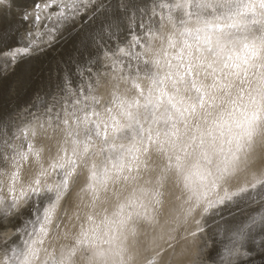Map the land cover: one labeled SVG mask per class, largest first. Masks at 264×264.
Masks as SVG:
<instances>
[{"label": "snow or ice", "instance_id": "snow-or-ice-1", "mask_svg": "<svg viewBox=\"0 0 264 264\" xmlns=\"http://www.w3.org/2000/svg\"><path fill=\"white\" fill-rule=\"evenodd\" d=\"M16 8L0 85L56 56L42 109L21 126L0 107V245L28 237L0 264H185L209 217L256 196L219 264L264 256V0H0V17Z\"/></svg>", "mask_w": 264, "mask_h": 264}, {"label": "bare ground", "instance_id": "bare-ground-1", "mask_svg": "<svg viewBox=\"0 0 264 264\" xmlns=\"http://www.w3.org/2000/svg\"><path fill=\"white\" fill-rule=\"evenodd\" d=\"M18 2L23 3L25 2V0H18ZM18 11H19V8H16L12 12L9 13L7 18L0 17V30L8 32L10 28H13V26L15 28L20 27L18 24H16L17 18L15 16V12H18ZM140 31H142V29ZM123 39H124L123 36H119L118 39H113L112 41L109 42V44L110 46L114 47L116 43H120V41H122ZM6 43L9 45L15 44V39L14 38L7 39ZM70 47L71 45H64L63 51L64 52L68 51ZM55 56H56V53L51 52L47 56H41L36 61H41V63L48 61L49 64L51 65L53 63V58ZM125 63L128 64L129 69H133V65L136 62L132 60L131 63H128V60L126 59ZM26 65L27 64H22L19 67L21 69H24ZM42 82L38 84V86H36V88L32 92V95H30V97L24 101L19 100V98L21 97L20 94L23 93L21 92L20 87L21 85L26 83V76H25V73H23V71H18L17 73L10 75L3 82V84L0 85V93L2 94V99H0V107H2L4 112L11 114V118L14 124H19L22 126L25 118L30 119V117L27 116L28 112L35 113L39 109H42L43 106L38 101L36 102V107H33V103L35 100V94H37L38 92L42 94ZM9 89L12 90L11 93H9L8 91ZM45 99H50V98L45 97ZM129 191L130 189L123 190L121 192L119 201L115 197L111 196V194H109L108 202L104 205L105 207H107L109 215L115 210L116 204L119 202H122L124 198L128 196ZM253 196H256V194L253 193ZM46 203L47 201H45L44 205L38 204L37 207H40L42 209L43 206H46ZM260 210L261 209H260L259 196H256L255 202H253L252 200L244 201L243 199H238V202L233 203L230 209H227L224 211L222 219L220 217H217L215 219H212L211 217H209L208 221L204 225L205 232L200 235V238L196 246L192 248V252L188 256L182 258L185 264H194V262L197 261V256L195 255V253H199L198 264H219L218 253L222 252L223 250L221 249L219 251L217 250L219 249V246L221 244L220 239L222 240L225 238V236L222 237V235L219 234V229H220L219 223H221V225L225 223L226 227L228 228V224L234 221H237V220H243L253 211L258 212ZM151 211L152 210L150 208L149 212L151 213ZM36 214L37 213L34 209L31 211L30 214L26 212L25 219L34 218ZM165 214H166V210H165ZM232 215L234 217H232ZM232 218L234 219L232 220ZM100 219H102V216L97 218L98 223ZM135 219L136 218L134 217V220ZM85 227H87V225H85ZM136 227L139 233V240L146 246L148 240H150L151 236L154 234L151 226H149L141 218V219L136 220ZM101 228L103 229V225H101ZM77 231H78V228L73 229V232H77ZM27 238L28 237L24 234H20L19 238H16L14 236L12 237V240L8 241L6 245H0V251H6L9 248L23 247V242ZM61 243L71 244L72 240L71 238H69V240L61 241ZM181 243H183V241H181ZM177 251H179V246H177ZM170 253H171L170 249L168 250L167 253H165V261H167V259L169 258ZM144 255H151V253L146 252ZM256 259L257 258H255V260ZM260 260H262L261 264H264V256H262ZM141 264H142V260H141ZM172 264H180V262L176 259H173Z\"/></svg>", "mask_w": 264, "mask_h": 264}, {"label": "rangeland", "instance_id": "rangeland-1", "mask_svg": "<svg viewBox=\"0 0 264 264\" xmlns=\"http://www.w3.org/2000/svg\"><path fill=\"white\" fill-rule=\"evenodd\" d=\"M51 65L49 64V62H42L41 61H36V60H33L30 64H27L25 67H24V71L23 73H25V76H26V82H27V89L24 93H21L20 94V98L19 100L21 101H24L26 100L27 98L30 97V95H32V92L33 90L36 88V86H38V84H40L44 78L46 77L47 75V72L44 71L45 69L49 68ZM29 74V75H28ZM28 75V77H27ZM29 78V79H28ZM23 94V95H22ZM232 217H234L232 215ZM234 218H232L233 220ZM224 223V222H223ZM219 234L223 236H225V238H227V235H228V232H227V227L225 225V223L223 225H221V223H219ZM225 228V229H224ZM226 232V234H225ZM222 250V249H221ZM259 258H257L256 260H258ZM254 260V264H261L262 260H258L256 261Z\"/></svg>", "mask_w": 264, "mask_h": 264}, {"label": "water", "instance_id": "water-1", "mask_svg": "<svg viewBox=\"0 0 264 264\" xmlns=\"http://www.w3.org/2000/svg\"><path fill=\"white\" fill-rule=\"evenodd\" d=\"M67 51H65V53H66ZM25 78V77H24ZM28 82V81H27ZM27 82L26 83H24L23 85H21V87H20V89H21V92H25L26 91V87H27ZM20 93V92H19ZM0 99H2V94L0 93ZM2 103V102H1ZM253 213H255V211H253L252 213H250V214H253ZM220 242H221V244H220V246H219V249L217 250V251H219L220 249H222L223 250V248H224V246L226 245V244H228L229 243V239H228V235H227V238H224V239H220ZM253 256L255 257V258H259V259H261L262 258V255H260L258 252H255V253H253ZM258 259V260H259Z\"/></svg>", "mask_w": 264, "mask_h": 264}]
</instances>
